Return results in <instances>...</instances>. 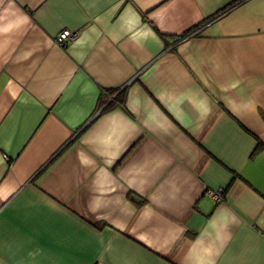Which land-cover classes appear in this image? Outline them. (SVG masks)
<instances>
[{"label": "crops", "instance_id": "obj_1", "mask_svg": "<svg viewBox=\"0 0 264 264\" xmlns=\"http://www.w3.org/2000/svg\"><path fill=\"white\" fill-rule=\"evenodd\" d=\"M235 1L0 0V264H264V0Z\"/></svg>", "mask_w": 264, "mask_h": 264}, {"label": "trees", "instance_id": "obj_2", "mask_svg": "<svg viewBox=\"0 0 264 264\" xmlns=\"http://www.w3.org/2000/svg\"><path fill=\"white\" fill-rule=\"evenodd\" d=\"M242 1L243 0H236L235 2H232L228 6L222 8L221 10H219V12L220 11H221L220 13L226 12V11L230 10L232 7L240 4ZM215 15L216 14H213L212 16L206 18L205 20H203L199 24H196L192 28H189L188 30H186L181 35H185V34L189 33V31H192V30L196 29L197 27L206 24L208 21L217 18V16H215ZM123 95H124V90H118V89L117 90H106L105 89L103 94H102V103H104V105H103L104 107H102L101 110L102 111H106V110L110 109L111 107L115 106L116 104L120 105V103H122ZM262 148H264V144H262L261 141L257 140V143H256V145L254 147V150L252 151V155L255 154L256 152H258Z\"/></svg>", "mask_w": 264, "mask_h": 264}, {"label": "built area", "instance_id": "obj_3", "mask_svg": "<svg viewBox=\"0 0 264 264\" xmlns=\"http://www.w3.org/2000/svg\"><path fill=\"white\" fill-rule=\"evenodd\" d=\"M201 26L197 27L196 29L189 31V33L185 35H180L177 37L176 41H181L182 39L195 35L199 32ZM79 35L78 30H70L67 28H64L60 30L54 37V42L57 45H64L66 43L74 41ZM207 195L213 198L215 201H219L221 199V189L212 191V190H207L206 191Z\"/></svg>", "mask_w": 264, "mask_h": 264}]
</instances>
